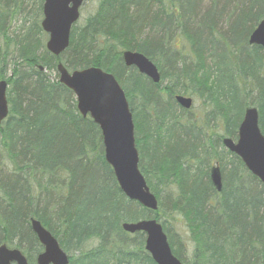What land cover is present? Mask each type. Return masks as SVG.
<instances>
[{
    "label": "trees",
    "instance_id": "16d2710c",
    "mask_svg": "<svg viewBox=\"0 0 264 264\" xmlns=\"http://www.w3.org/2000/svg\"><path fill=\"white\" fill-rule=\"evenodd\" d=\"M27 1L0 0V80L11 73L9 114L0 126V245L15 242L34 261L42 251L34 219L71 253L69 264H155L144 234L125 233L122 225L156 219L183 264H264V185L221 143L237 138L250 107L258 110L264 136L263 50L248 45L264 20V0H227L229 11L217 10L220 0L206 9L203 0H98L59 57L40 40L39 20L23 36L11 31ZM124 51L150 60L159 83L126 67ZM59 63L70 72L99 68L123 89L135 133H142L135 139L139 170L160 200L155 212L121 192L98 126L80 115L73 93L58 82ZM178 95H197L206 114L198 119L183 110ZM213 162L221 169V193L209 179ZM243 183L254 194L247 197ZM177 219L190 243L170 233ZM91 241L97 246L86 249Z\"/></svg>",
    "mask_w": 264,
    "mask_h": 264
},
{
    "label": "water",
    "instance_id": "95a60500",
    "mask_svg": "<svg viewBox=\"0 0 264 264\" xmlns=\"http://www.w3.org/2000/svg\"><path fill=\"white\" fill-rule=\"evenodd\" d=\"M86 0H44L41 28L48 35L46 50L59 57L69 46L72 27L80 18V9ZM249 44L264 50V20L251 33ZM122 61L126 67H134L154 84L160 81L155 65L144 55L124 51ZM264 62V57H263ZM40 71L44 69L39 68ZM59 83L70 90L76 99L77 110L82 117L89 116L102 134L105 162L112 168L116 182L126 198L141 207L155 212L158 209L156 197L150 192L139 170V155L135 146L134 124L126 96L117 80L110 73L99 68H87L69 72L62 64L56 67ZM8 84L0 80V126L8 117ZM175 101L185 110L192 106V100L177 96ZM222 144L235 154L247 171L264 185V136L259 128L256 108L245 110L238 128L237 140L225 138ZM209 178L217 193L222 191V174L215 164ZM30 227L43 252L36 257V264H69L68 255L57 239L37 220H30ZM122 230L128 234L145 235V251L155 264H182L173 256L161 224L155 219L124 223ZM0 264H29L18 249L0 245Z\"/></svg>",
    "mask_w": 264,
    "mask_h": 264
},
{
    "label": "rangeland",
    "instance_id": "374dc122",
    "mask_svg": "<svg viewBox=\"0 0 264 264\" xmlns=\"http://www.w3.org/2000/svg\"><path fill=\"white\" fill-rule=\"evenodd\" d=\"M220 4L218 5L217 7V10H222L224 8V6L226 7V9L229 11L231 9V7H229V5H227V0H220ZM39 3H40V0H30L29 2L27 1L26 5L24 6V14L20 15V16H17L14 20L11 22V31H13L16 35L20 32V30H22L23 32H21V35L20 36H23L27 31L28 29L30 28V26L35 22V19L39 20L41 22L42 18H43V14L42 12H40V6H39ZM212 3V1L210 0H203L201 5H202V8L203 9H206L210 4ZM218 3V1L216 2ZM235 4V3H234ZM97 5H98V0H86L85 3L83 4L82 8L80 9V19L79 21L77 22V24L75 25L76 27H82L84 24H85V20L93 15L97 9ZM225 15H229V13L225 14ZM221 16L218 23H217V31L220 33V34H226L228 32V25H227V16ZM40 40L42 41V43H46L47 41V34L44 33V37L41 36L39 37ZM11 58V56H10ZM47 75L49 76L50 79H55L56 77V73L55 72H46ZM11 75L10 73V70H7L6 71V74H5V79L4 80H7L9 78V76ZM187 98H191L192 99V108L190 109V114L193 115L195 118H201L203 117L205 114H206V111H207V106L204 104V101L199 98L197 95L195 96H186ZM216 134L218 135H223L222 131L220 129H218L216 131ZM135 135V139H136V135L140 138L142 137V133H134ZM215 164V162L212 163L211 166H213ZM257 189H259V187L257 186ZM241 190H244L243 193L244 194H247L246 196L249 197L250 196V192H252L251 194H254V191H250V190H247L246 188V185L243 183L242 185V189ZM164 191H161L162 194ZM161 194V197H163ZM160 201V200H159ZM158 199H157V202H159ZM165 220V219H164ZM178 222L173 224V225H168L169 227V230H170V233H172L174 236H178L182 239L183 242H189L188 238H189V233L187 231V229L185 228V224H184V221L182 219H177ZM163 220H160L158 221L160 224ZM167 221H171V223H174L176 222V220H170L168 219ZM98 242L96 241H91L89 242V244L86 246V249H91V248H95L97 246ZM16 243H12L11 245H8L9 248H17L16 246ZM192 244H188L186 245V250L190 251V249H192ZM19 249L21 252L22 249L20 248H17ZM42 253V251H40L39 253L37 254H40ZM24 254V252H23ZM37 254L35 255L34 257V261H30L28 259V262L29 264H35V258L37 256ZM186 255V260L187 261H190L192 259V256H191V253L188 252L185 254ZM69 256H71V253H69Z\"/></svg>",
    "mask_w": 264,
    "mask_h": 264
}]
</instances>
